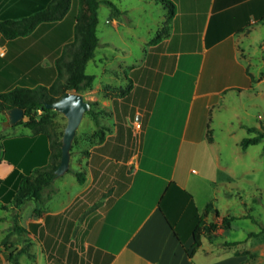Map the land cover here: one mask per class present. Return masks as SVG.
<instances>
[{
    "label": "crops",
    "instance_id": "0c3cea01",
    "mask_svg": "<svg viewBox=\"0 0 264 264\" xmlns=\"http://www.w3.org/2000/svg\"><path fill=\"white\" fill-rule=\"evenodd\" d=\"M49 1L0 0V21L26 17ZM100 1L98 13L104 4L108 11L104 31L131 33L127 6ZM169 1L175 13L168 35L158 43L130 37L134 47L124 37L113 40L107 33L101 40L97 34L100 45L85 73L89 62L102 63L118 84L96 85L90 73L93 87L82 95L110 112L102 120L110 130L102 142L80 143L70 152V161L76 154V168L69 167L73 179H54L44 193L52 195L38 214L34 201L20 207L18 233H11L10 208L23 170L0 160V264H11L9 255L24 244L32 256L20 254L18 264H194L198 252L214 251L206 241L194 249L192 232L200 219L216 223L224 217L204 214L205 206L211 202L217 210L219 194L235 185L232 159L248 149L240 147L243 138L236 139L237 149L220 154L214 126L234 137L232 124H220L218 114L229 93L252 87L241 44L256 23L264 22V0ZM165 18L163 7L161 26ZM41 36L2 40L0 34V93L42 85L41 75L32 72L51 66L59 46L26 57ZM108 49L124 51L110 69ZM128 84L126 96L113 93ZM93 130L94 125L86 133ZM27 153L19 163L25 169L48 161L44 154ZM77 171L84 172L81 183ZM245 252L231 251L210 264H244Z\"/></svg>",
    "mask_w": 264,
    "mask_h": 264
},
{
    "label": "trees",
    "instance_id": "16d2710c",
    "mask_svg": "<svg viewBox=\"0 0 264 264\" xmlns=\"http://www.w3.org/2000/svg\"><path fill=\"white\" fill-rule=\"evenodd\" d=\"M166 10V18L161 28L150 40V44L158 43L169 33L170 22L175 13V6L169 0H160ZM100 0H50L43 8L20 19H7L0 21V34L2 40H13L20 37H30L28 41L36 38L38 43L26 51V57L33 53L45 54L47 47L59 46V50L53 55L52 65L48 67H36L32 75H41L42 85L29 88L23 85L15 86L8 91L0 93V112L7 111L13 107L23 110V118L14 125L23 124L30 131V135L1 136L0 149L2 157L15 167L23 171L19 183L12 194L10 221L11 233L20 232L18 225V210L27 201H34L36 208L34 214H38L41 205L50 199L52 192L46 196L44 193L54 181L55 170L60 163L61 143L65 125L55 123L60 113L46 109L45 103H52L66 92H77L83 94L93 87L94 76L85 73V66L89 60L94 58L95 50L100 45L97 36L98 7ZM112 8L113 4L107 2ZM27 59V58H26ZM27 68V67H26ZM131 88L128 84L125 88L113 89V93L119 97L126 96ZM105 87V90H109ZM90 109L84 116L89 117L94 125L91 133L75 136L70 152L80 143L95 144L104 140L106 133L110 130L102 120L110 115V112L98 105L95 101H88ZM252 136L245 137L240 141V147L245 150L249 146L257 145L264 139V125L262 127H248ZM27 150L28 157L44 154L45 163L31 165L25 169L19 163ZM86 153V151H83ZM71 170L69 169L68 172ZM78 181H84V172H73ZM211 212L216 218L219 212L212 208V203L205 206L204 214ZM232 218L222 217L221 224L206 222L200 219L192 232L193 247L201 246L203 238L212 244L215 239L213 232L220 226L223 229L230 228ZM264 231V227L262 228ZM9 239L6 236L2 242ZM239 241H224L223 247L236 246ZM28 245L24 244L22 249L11 253L9 260L11 264H18V256L28 252Z\"/></svg>",
    "mask_w": 264,
    "mask_h": 264
},
{
    "label": "rangeland",
    "instance_id": "374dc122",
    "mask_svg": "<svg viewBox=\"0 0 264 264\" xmlns=\"http://www.w3.org/2000/svg\"><path fill=\"white\" fill-rule=\"evenodd\" d=\"M110 1L116 5L120 3L122 6H127V19L125 21L127 28L132 32H119L117 35L119 38L124 37L125 39H123L129 43L132 41L134 47L136 45L133 44L134 41L130 37L153 38L155 33L161 28L159 17L163 14V6L160 0ZM107 12V6L105 4L101 5L97 27V34L101 40L106 38L108 33L103 28ZM117 35L114 33L110 34L113 40L117 38ZM241 48L244 50L243 55L249 59L248 69L254 76V81L252 82V87L248 90L239 94L229 93L224 101L226 108L218 114L219 123L232 124L234 133V137L228 138L225 136V130L222 127L221 130L219 127L214 126V134L218 138L220 154L222 155L230 152L235 147L234 140L253 135L248 132V127H262L264 125V22L256 23L253 26L249 36L243 40ZM107 53V67L110 69L114 67L124 51L108 49ZM93 63L89 62L86 73L96 75V85L105 84L106 82L118 84L116 80L111 79L110 73L103 72L104 66L102 63H97V67ZM22 120L25 121L26 119L23 118ZM55 123L66 125V118L60 114L57 116ZM20 125L23 124L6 125L5 117L0 113V137L21 135L29 132L24 125ZM92 128V121L87 116H84L75 136L86 133ZM236 147L234 149H237ZM229 157L230 159L233 158L232 155ZM75 162L76 154L74 153L71 157L70 168H76ZM231 163L236 175L235 185L225 188L224 192L219 194V199L216 202L218 212L222 216L232 218L230 228L223 229L220 226L216 228L213 232L215 239L210 244V246L215 248L214 251L211 254L198 252L193 259L194 264L216 262L234 250L246 251L248 259L244 264H264V231L262 230L264 227V139L257 145L249 146L242 154V157L237 160L232 159ZM244 170L247 171L246 175L241 176ZM62 177L57 181L73 179L70 172H66ZM216 221L217 225L221 224V218H217ZM203 241L206 240L203 238ZM224 241H239L240 244L226 248L222 246Z\"/></svg>",
    "mask_w": 264,
    "mask_h": 264
},
{
    "label": "water",
    "instance_id": "95a60500",
    "mask_svg": "<svg viewBox=\"0 0 264 264\" xmlns=\"http://www.w3.org/2000/svg\"><path fill=\"white\" fill-rule=\"evenodd\" d=\"M46 109L54 110L66 118V125L63 130L61 143L60 163L55 170L54 179L64 175L70 167V150L75 138L77 129L84 117L85 112L90 109L88 101L81 93L66 92L59 99L52 103H45ZM6 125H14L23 119V110L13 107L7 111H2Z\"/></svg>",
    "mask_w": 264,
    "mask_h": 264
}]
</instances>
